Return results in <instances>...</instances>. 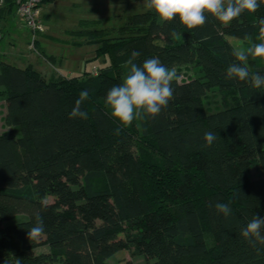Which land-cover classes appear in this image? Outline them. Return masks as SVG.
I'll use <instances>...</instances> for the list:
<instances>
[{"label":"trees","instance_id":"obj_1","mask_svg":"<svg viewBox=\"0 0 264 264\" xmlns=\"http://www.w3.org/2000/svg\"><path fill=\"white\" fill-rule=\"evenodd\" d=\"M258 2L257 12L227 25L205 13L196 29L178 17L163 21L149 8L119 28L81 20L67 42L97 47L94 60L109 65L94 75L46 78L0 61L4 121L21 132H0V264H113L121 251L143 257L142 264H264V245L241 236L253 216L264 218V87L225 79L232 63L264 75V57L237 61L229 40L248 48L264 42L257 39L264 18V0ZM15 9L17 0H7L0 22ZM35 40L41 57L54 63ZM134 51L138 64L154 57L172 70L197 64L204 77L174 78L166 109L122 127L105 101ZM209 87L233 99L210 113L203 104ZM85 89L88 119H70ZM208 131L217 140L206 148ZM217 202L229 204V218L216 211ZM38 214L45 231L30 240ZM41 247L48 250L36 254Z\"/></svg>","mask_w":264,"mask_h":264},{"label":"clouds","instance_id":"obj_2","mask_svg":"<svg viewBox=\"0 0 264 264\" xmlns=\"http://www.w3.org/2000/svg\"><path fill=\"white\" fill-rule=\"evenodd\" d=\"M147 7L153 9L163 21H173L176 17L188 29H196L205 25L207 16L211 14L221 24L227 25L239 18L246 11L255 13L261 8L258 0H148ZM260 36L264 39V18H258ZM245 40L252 41V36L247 34ZM139 52H132L131 58L125 62L127 74L120 85L113 86L106 95V105L111 110V115L118 120L122 127L129 126L134 119L144 120L155 118L163 109L168 107L174 97L172 82L176 72L166 67L158 57L145 60L142 64L136 63ZM237 61H247L249 55L264 57V42L252 43L246 51L234 52ZM225 79L249 82L255 89L264 87V75L251 72L246 64L232 63L227 67ZM90 97L88 90H82L76 99L69 118L88 119V112L82 110V105ZM120 128H117L118 135ZM204 147H211L217 136L208 131L203 137ZM215 209L227 219L232 214V209L227 203L217 202ZM44 222L41 216H36V223L28 229V238L36 240L44 234ZM241 236L255 246L257 243L264 245V218L258 214L253 216L241 229Z\"/></svg>","mask_w":264,"mask_h":264},{"label":"rangeland","instance_id":"obj_3","mask_svg":"<svg viewBox=\"0 0 264 264\" xmlns=\"http://www.w3.org/2000/svg\"><path fill=\"white\" fill-rule=\"evenodd\" d=\"M148 0H54L51 4L42 6V14L45 30L35 37L25 27L18 9L6 14L0 22L2 39L0 40V61L22 66L30 64L32 68L49 78L52 74L82 75L84 72L96 74L100 69L109 65L107 60L99 59L86 63V71L83 70L82 61L95 55L96 47H74L67 41H72L69 31L77 28L81 20H101V27L119 28L124 25L132 14L143 13ZM36 39V40H35ZM40 41L41 49L49 56H55L54 63H48L41 57L38 47L33 41ZM230 42L239 51H245L248 45L235 38H229ZM82 57L81 59L79 57ZM24 61V62H23ZM180 81L191 78H203V72L197 64L178 66L173 69ZM233 99V93L221 88L209 87L203 104L210 112L222 109L226 102ZM5 103L0 101V132L13 130L17 137L21 136L19 127H8L4 121ZM251 175L257 177L259 170L254 167ZM47 247L35 250L36 254L46 252ZM133 261L134 264H142L143 257L133 256L129 251H121L112 257L109 262L113 264H125Z\"/></svg>","mask_w":264,"mask_h":264},{"label":"built area","instance_id":"obj_4","mask_svg":"<svg viewBox=\"0 0 264 264\" xmlns=\"http://www.w3.org/2000/svg\"><path fill=\"white\" fill-rule=\"evenodd\" d=\"M6 1L0 0V10L5 7ZM41 5L42 0H17V9L21 20L25 27L33 34V37L45 30ZM1 39L2 35L0 34Z\"/></svg>","mask_w":264,"mask_h":264},{"label":"crops","instance_id":"obj_5","mask_svg":"<svg viewBox=\"0 0 264 264\" xmlns=\"http://www.w3.org/2000/svg\"><path fill=\"white\" fill-rule=\"evenodd\" d=\"M2 31V30H1ZM39 45H40V41L37 39V41H36ZM70 45V44H69ZM73 46V45H72ZM40 47V46H39ZM74 47H76V46H74ZM82 47H85V46H82ZM88 47H96V46H93V45H91V46H88ZM97 48V47H96ZM96 48H95V50H96ZM95 50H94V52H95ZM55 57V56H54ZM80 59L82 58L81 56L79 57ZM95 59V55L93 56V57H90L89 59H84V60H82L84 63H85V65L83 64V70H85L86 71V63H88L89 61H93ZM55 61H56V58H55ZM94 61H97V60H94ZM5 62V61H4ZM24 62V61H23ZM48 62V61H47ZM49 63V62H48ZM50 64V63H49ZM18 67H20V68H26V67H31L30 66V64H22V66H18ZM53 75V74H52Z\"/></svg>","mask_w":264,"mask_h":264}]
</instances>
